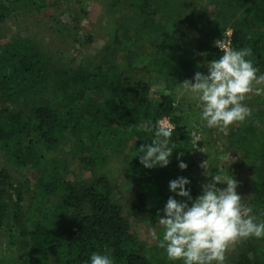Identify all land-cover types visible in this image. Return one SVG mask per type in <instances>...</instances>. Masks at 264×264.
Returning <instances> with one entry per match:
<instances>
[{
	"label": "trees",
	"instance_id": "16d2710c",
	"mask_svg": "<svg viewBox=\"0 0 264 264\" xmlns=\"http://www.w3.org/2000/svg\"><path fill=\"white\" fill-rule=\"evenodd\" d=\"M227 1L237 13H233L230 34L224 37L231 40L234 48H250L249 58L264 72V0ZM51 4L49 0H0V23L30 11L40 13ZM68 16L75 31L80 28L76 41L81 38L90 42V32L78 21L80 13ZM221 54V50L210 46L204 58L210 61ZM155 65L164 78L162 90L152 88L144 68H59L28 37L0 41V148L18 166L34 168L39 160L35 154L38 141L53 147L66 136H81L85 138L77 141L81 160L91 168L104 159L99 152L104 144L119 148L125 128L137 146L134 154H138L141 145L152 142L150 134L138 125L167 118L176 125L170 137L176 148L169 165L149 169L140 164L139 157L132 158L133 182L138 187L134 215L156 218L168 197L175 196L168 183L178 176L190 180L186 188L194 198L193 143L185 113V109L194 110V106L176 102L172 94L177 81L187 76V69L170 62L156 61ZM250 100L254 105L264 103V97L256 95ZM138 111L143 112L138 115ZM212 138H206L204 143L214 160V143L221 138L232 146L246 148L252 168L257 171L253 181L255 215L264 219V164H260L264 163V135L260 138L253 129L245 133L240 126L232 125L226 134L216 133ZM180 161L187 164L186 169H179ZM220 170L226 172L225 167ZM38 185L43 196L60 193L56 211L22 218L27 185L15 182L7 169H0V232L11 236L17 229L26 248L21 264H87L93 252L109 254L115 264H156L133 237L106 176L87 183L40 176ZM225 264H264V239L253 237L237 255L225 253Z\"/></svg>",
	"mask_w": 264,
	"mask_h": 264
},
{
	"label": "rangeland",
	"instance_id": "374dc122",
	"mask_svg": "<svg viewBox=\"0 0 264 264\" xmlns=\"http://www.w3.org/2000/svg\"><path fill=\"white\" fill-rule=\"evenodd\" d=\"M49 1L53 3L52 6L40 13L30 11L0 23V41L19 36L28 37L49 62L59 68L68 66L87 71H92L96 66L109 65L117 71L144 68L149 73L150 85L156 90L164 88V78L156 68V61L186 67L187 76L177 81L172 94L176 102L186 106L191 103L194 106V110L185 109L188 114L187 131L193 143L194 198L200 194L201 185L210 179L204 176L201 167L202 162L208 159V166L212 168L210 171L225 167L226 172L235 177L237 193L245 205L253 208L255 214L256 192L253 181L257 171L252 168L253 163L249 161L246 148L232 146L221 138L214 143V160L208 155L204 140H210L216 133L226 134L232 125L240 126L245 133L253 129L261 138L264 135V103L251 106L252 115L243 122H235L227 128H208L201 122L195 102L182 96L178 85L185 79L190 80L197 71L206 74L204 54L208 47L214 46V40L230 34V22L233 13H237L234 6L228 5L227 0ZM68 13H80L78 21L90 32V42L81 38L76 41L75 36L79 35L77 33H80V28L75 31ZM252 96L255 97L249 94L248 102ZM142 112L138 111V115ZM161 120L170 122L167 118ZM129 134L127 128L121 132L119 148L107 143L100 147L99 152L104 159L91 168L81 160L82 153L77 144L78 140L85 138L66 136L53 147L38 141L35 154L39 160L34 168L18 166L0 148V169H7L15 182L27 185L23 196L22 218L30 214L39 216L42 212L50 214L56 211L55 205L60 193L43 196L38 185L40 176L46 180L66 179L82 183L91 182L100 175L106 176L113 188L114 201L121 207L143 253L156 264H178L167 258L164 250L157 246V241L150 235L152 230L162 235V226L156 222V218L148 215L138 218L134 215L133 206L137 204L138 187L133 182L132 158L137 146H134ZM252 238L230 244L227 255H237ZM22 243L16 228L11 236L5 231L0 232V264H21L26 251Z\"/></svg>",
	"mask_w": 264,
	"mask_h": 264
},
{
	"label": "clouds",
	"instance_id": "9594fccd",
	"mask_svg": "<svg viewBox=\"0 0 264 264\" xmlns=\"http://www.w3.org/2000/svg\"><path fill=\"white\" fill-rule=\"evenodd\" d=\"M213 44L222 54L206 61V74L197 71L190 80L185 79L178 85L181 95L195 102L206 127L227 128L252 115L246 103L249 94L264 97V72L249 58L252 56L250 48H234L231 40L225 37L214 40ZM138 127L150 134L152 142L141 145L133 157H139L145 168L168 166L176 148L170 143L176 125L161 120L142 121ZM178 167L184 170L187 164L180 161ZM201 167L204 176L210 179L201 185L200 194L195 198L186 188L190 184L188 178L178 176L169 181L168 189L175 196L168 197L156 217V222L162 226V235L155 230L150 235L170 261L225 264L230 244L252 237L264 239V219L243 203L236 191L237 181L232 176L219 168L211 172L208 159ZM87 264H115V261L107 253L93 252Z\"/></svg>",
	"mask_w": 264,
	"mask_h": 264
},
{
	"label": "crops",
	"instance_id": "0c3cea01",
	"mask_svg": "<svg viewBox=\"0 0 264 264\" xmlns=\"http://www.w3.org/2000/svg\"><path fill=\"white\" fill-rule=\"evenodd\" d=\"M246 103L248 104L249 108H251V106L254 105L251 101L250 102L246 101Z\"/></svg>",
	"mask_w": 264,
	"mask_h": 264
}]
</instances>
